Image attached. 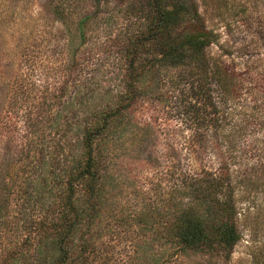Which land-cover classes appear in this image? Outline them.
Segmentation results:
<instances>
[{
	"label": "trees",
	"instance_id": "obj_1",
	"mask_svg": "<svg viewBox=\"0 0 264 264\" xmlns=\"http://www.w3.org/2000/svg\"><path fill=\"white\" fill-rule=\"evenodd\" d=\"M112 1L126 23L105 43L112 62L104 69L115 76L104 86L82 73L89 56L78 48L86 42L87 13L65 30L72 50L66 65L56 67L66 76L61 85L51 90L26 77L20 93L13 81L5 86L8 106L22 99L24 111L3 108L4 114H18L21 124L13 127L0 157V222L10 215L12 198L20 216L9 226L11 235L2 236L7 238L0 264H164L174 251L185 250L226 260L239 240L235 172L255 170L257 180L264 166L242 162L224 109L233 93L232 75L208 54L213 39L195 0ZM52 13L62 24L71 21L61 5L52 6ZM27 99L37 100L31 105ZM163 103L174 104L187 130L182 142L173 140L176 131L165 138L171 146L164 217L158 219L159 210L148 199L122 214L109 213V191L123 175L120 154L130 152L149 160L146 168L156 166L150 160L157 139L153 126L164 113ZM144 108L154 114L142 123L136 113ZM127 132L138 133L131 149L123 144ZM125 223L136 233L151 230L154 237L134 241L121 234ZM166 245L173 250L164 258Z\"/></svg>",
	"mask_w": 264,
	"mask_h": 264
},
{
	"label": "rangeland",
	"instance_id": "obj_2",
	"mask_svg": "<svg viewBox=\"0 0 264 264\" xmlns=\"http://www.w3.org/2000/svg\"><path fill=\"white\" fill-rule=\"evenodd\" d=\"M195 3L213 39L208 54L217 56L232 75L233 93L226 100L224 109L228 112L227 125L236 131L242 162L249 166L253 164L254 167L264 166V0H195ZM55 4L62 6L72 22L66 25V22L62 24L56 20L52 13ZM83 13L90 14L91 18L83 28L86 42L78 48V52L84 51L85 56H89L83 61L85 67L82 73L86 79L89 78L87 80H91L90 77L97 78L100 85L104 86L108 77L115 76V72L111 74V69L108 72L104 69L112 62V54L105 43L108 44L109 37L121 32L126 23L120 6L112 0L108 3H102L101 0H0V157L7 139L13 135V127L21 124L18 114L24 111L22 99H15V106H8L10 101L6 102L5 86L13 81L14 91L20 93L24 91L26 77L39 81L41 87L42 84H49L51 90L61 85L60 81L66 76L56 67L66 65L72 50L70 36L65 30L73 29V21ZM30 61L34 63L31 64L33 70L28 66ZM91 68L96 70L93 72ZM169 88L172 91L174 89L171 86ZM36 100L27 99L31 105H35ZM6 106L9 110L19 107V113L4 114L3 108ZM162 107L164 113L161 116L159 114L153 126L157 139L150 160L156 161V166L146 168L149 160H137L130 152L127 155L121 153L117 160L123 175L109 191V213L122 214L142 199H148L147 203L159 210L158 219H163L165 199L169 195L165 170L170 169V162L166 155L171 146L165 143V138L176 131L173 140L182 142L187 130L185 118L177 113L173 103H163ZM136 114L137 119L144 123V119L150 120L148 116L154 112L144 108ZM138 133L127 132L123 141L125 147L131 149L135 145ZM181 153L177 156L179 162ZM256 172L246 170L241 173L239 168L235 172V183L239 188L236 218L239 240L228 259L224 260L220 254L185 250L174 251L164 264H264V170L258 171L261 175L257 180ZM158 181L160 184H157ZM16 201L15 198L10 201L8 221L5 219L3 223L0 222V247L7 238L2 236L11 235L9 226L19 223ZM120 227L121 234L127 233L134 241L137 238L154 237L151 230L136 233L135 227H129L127 223ZM123 243L126 247L124 244L121 247L126 254L130 253L127 241ZM164 247L165 258L173 247Z\"/></svg>",
	"mask_w": 264,
	"mask_h": 264
}]
</instances>
